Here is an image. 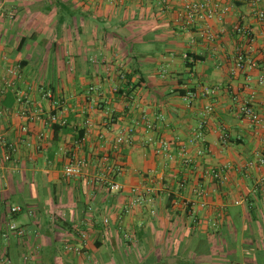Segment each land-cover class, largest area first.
<instances>
[{"label": "crops", "instance_id": "1", "mask_svg": "<svg viewBox=\"0 0 264 264\" xmlns=\"http://www.w3.org/2000/svg\"><path fill=\"white\" fill-rule=\"evenodd\" d=\"M160 1L0 0V71L21 73L0 94V150L15 146L0 161V264H264V168H245L264 154V127L239 116L243 101L264 110V22L253 0H190L229 8L211 21L215 38L207 40L178 21L180 1L171 9ZM239 49L256 68L231 75ZM203 87L214 93L202 95ZM188 93L196 94L191 102L182 98ZM52 113L66 124L50 122ZM143 115L163 116L156 134L188 144L196 164L155 154ZM200 123L202 155L189 145ZM133 126V141L115 147ZM71 162H82V172L66 179ZM226 164L227 180H203L205 169ZM106 180L156 187L155 215L148 207L126 212L130 196L111 193ZM202 185L204 209L196 204ZM14 206L24 211L12 214Z\"/></svg>", "mask_w": 264, "mask_h": 264}, {"label": "built area", "instance_id": "2", "mask_svg": "<svg viewBox=\"0 0 264 264\" xmlns=\"http://www.w3.org/2000/svg\"><path fill=\"white\" fill-rule=\"evenodd\" d=\"M123 2L125 0H118ZM180 1V8L178 10L177 19L184 25V27H194L197 26L200 32V37L212 40L215 38L210 32V23L216 18L223 17L229 10L227 6H221L217 3H210L208 1H190V0H161V5L164 8H172L173 3ZM252 6L255 9L257 18L264 22V10L260 8L259 1L253 0ZM236 32L239 33L248 43H254L255 37L251 29L242 27L240 25L236 26ZM186 58V56H185ZM256 68L255 61L250 57L249 51L245 49H239L236 52L233 67L230 71L231 75H235L238 72L250 71ZM21 79V73L15 67H9L5 72L0 71V94L3 93L5 88H15L17 81ZM118 79L121 82H127L126 73L120 71L118 73ZM259 83H264V77L259 78ZM93 90V89H91ZM117 91V89H115ZM202 95H210L214 93V89L209 87L202 88ZM196 97L195 93H188L182 98L184 101L191 102V100ZM58 106L59 103H56ZM210 109L207 108V111ZM239 116L242 121L246 122L251 127H264V110L258 111L251 101H243L239 107ZM146 115H143L141 119L143 120V128L147 134L145 138L146 144L156 145L154 152L159 156H163L166 162H173L178 160L181 166L189 167L196 164V160L189 155L188 144L175 141L169 142L162 138L159 134H156L159 131V124L164 121L163 116L158 115L155 120L149 121L145 119ZM48 120L52 123H59L62 125L66 124V121L58 115V113H52L49 115ZM139 123H136V126ZM23 131H26V128H22ZM204 126L203 123H200L195 130L194 136L190 139L189 145L196 146L198 149L196 153L198 155L203 154L201 144L204 142ZM134 126L128 129H125L118 133L115 138L114 145L115 147H120L122 145L130 144L134 138ZM220 143L222 146H226L230 142V136L226 131H222L219 137ZM3 150H0V161H9L12 153L15 151V146L12 144L4 145ZM7 148V149H6ZM246 169L254 168H264V154L258 153L255 158L251 161H248L245 164ZM229 165H222L221 167H209L205 169L202 173L203 180L210 179L213 182H222L227 180ZM82 172V162H71L67 164L63 169V176L66 179L78 177ZM102 179L106 178L104 176ZM108 184L109 191L114 194L122 195L128 193L130 199L125 207L126 212L133 211L135 209L149 208V213L155 215V201L158 194V189L152 185H141L134 186L131 188H125L119 183L106 180ZM264 183V179H261L260 184ZM203 186V185H202ZM264 186V184H263ZM200 187V188H199ZM196 189L198 195V203H196L200 209H204L208 205V195L209 192L203 187L199 186ZM176 188L182 190L186 188V179L177 178ZM193 203V202H192ZM190 202L186 203L184 201L183 205L186 207L188 205H194ZM237 203V202H236ZM24 211L21 206H14L10 208L12 214H19ZM107 220H104V223H107ZM9 231L19 232L17 226L14 223L8 225ZM128 237V235H126ZM65 249L68 251H74L79 253L80 247H73L69 244L64 245Z\"/></svg>", "mask_w": 264, "mask_h": 264}]
</instances>
